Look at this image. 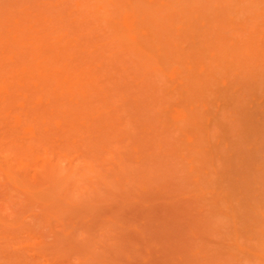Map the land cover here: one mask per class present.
Segmentation results:
<instances>
[{
    "label": "rangeland",
    "instance_id": "rangeland-1",
    "mask_svg": "<svg viewBox=\"0 0 264 264\" xmlns=\"http://www.w3.org/2000/svg\"><path fill=\"white\" fill-rule=\"evenodd\" d=\"M78 3L0 0V59L32 27L61 38L52 67L90 70L0 92V264H264V72L216 69L187 101Z\"/></svg>",
    "mask_w": 264,
    "mask_h": 264
},
{
    "label": "bare ground",
    "instance_id": "bare-ground-1",
    "mask_svg": "<svg viewBox=\"0 0 264 264\" xmlns=\"http://www.w3.org/2000/svg\"><path fill=\"white\" fill-rule=\"evenodd\" d=\"M83 1L77 4L78 12L89 16L82 17L102 26L113 46L132 50L147 67L169 69L187 101L208 89L216 69H235L245 80L264 72V0ZM31 29L15 27L4 43L3 103L14 96L15 82L45 93L74 94L90 79L88 67H52L50 60L59 59L55 44L61 38L53 40ZM180 116L201 129L197 114Z\"/></svg>",
    "mask_w": 264,
    "mask_h": 264
}]
</instances>
